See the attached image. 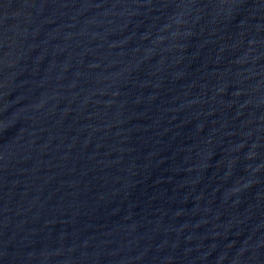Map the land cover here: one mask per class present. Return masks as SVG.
<instances>
[{
  "label": "water",
  "instance_id": "95a60500",
  "mask_svg": "<svg viewBox=\"0 0 264 264\" xmlns=\"http://www.w3.org/2000/svg\"><path fill=\"white\" fill-rule=\"evenodd\" d=\"M0 264H264V0H0Z\"/></svg>",
  "mask_w": 264,
  "mask_h": 264
}]
</instances>
